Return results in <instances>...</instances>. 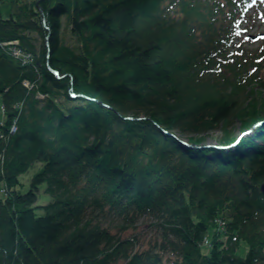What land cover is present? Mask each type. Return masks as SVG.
I'll return each mask as SVG.
<instances>
[{
	"label": "trees",
	"instance_id": "trees-1",
	"mask_svg": "<svg viewBox=\"0 0 264 264\" xmlns=\"http://www.w3.org/2000/svg\"><path fill=\"white\" fill-rule=\"evenodd\" d=\"M250 1L0 0V264H264V121L174 133L264 119Z\"/></svg>",
	"mask_w": 264,
	"mask_h": 264
},
{
	"label": "rangeland",
	"instance_id": "rangeland-1",
	"mask_svg": "<svg viewBox=\"0 0 264 264\" xmlns=\"http://www.w3.org/2000/svg\"><path fill=\"white\" fill-rule=\"evenodd\" d=\"M252 32L253 33H260V32H264V19H257L256 22L254 23V25L252 26ZM263 38L258 39L257 41L254 40H249L246 43V47L247 48H256L258 47L260 44H262ZM11 42V44H10ZM7 45L10 46H17V42L15 41H8ZM26 52H30V51H26ZM255 91H262L261 88L256 87ZM141 118V117H139ZM225 125V127L221 126V127H217L216 129H212L207 131L204 134L205 139L202 140V143H200V145L204 146H209V145H213V144H221L220 139L221 137L224 136L225 134V128H228L236 137L239 136L240 132H242L243 128V122H242V118L241 116H235L233 118V120H231V124L230 126ZM251 127H253L251 125ZM174 133L176 134L177 137H179L180 139L186 140L188 141V135L187 134H183L180 131L175 130ZM189 142V141H188ZM36 170V169H35ZM35 170H31L30 173H27L23 176V180L27 183V185H29L30 182V176L32 175V173L35 172ZM50 200H52V196H50L49 194H47L45 192V188L41 191V197H40V203L41 204H46L48 203ZM42 211V210H41ZM40 211V212H41Z\"/></svg>",
	"mask_w": 264,
	"mask_h": 264
},
{
	"label": "built area",
	"instance_id": "built-area-1",
	"mask_svg": "<svg viewBox=\"0 0 264 264\" xmlns=\"http://www.w3.org/2000/svg\"><path fill=\"white\" fill-rule=\"evenodd\" d=\"M17 42V41H15ZM8 43L5 42H0V45H3L4 47L7 46V51L13 55L16 58H19L23 61V63H29L33 61V55L30 52H26L25 50H23L22 48L18 47V46H10L7 45ZM11 44V42H10Z\"/></svg>",
	"mask_w": 264,
	"mask_h": 264
},
{
	"label": "water",
	"instance_id": "water-1",
	"mask_svg": "<svg viewBox=\"0 0 264 264\" xmlns=\"http://www.w3.org/2000/svg\"><path fill=\"white\" fill-rule=\"evenodd\" d=\"M39 4V2H37ZM40 10L42 11V14L44 15V11L43 9L40 7ZM264 36V35H263ZM254 38H258V36H254ZM47 45H49V42H48V39H47ZM84 94H79L78 96H83ZM103 106H107V104L103 101H99ZM142 118V117H141ZM184 143H186V140H183L181 139ZM187 144V143H186ZM189 144V143H188ZM232 143L230 144H227V145H222V146H218V145H209V146H216V147H219V148H225V147H228V145H231ZM190 146H195V147H198V146H201V145H197V144H190ZM206 146V145H204ZM261 190L262 192L264 193V183H262L261 185Z\"/></svg>",
	"mask_w": 264,
	"mask_h": 264
},
{
	"label": "bare ground",
	"instance_id": "bare-ground-1",
	"mask_svg": "<svg viewBox=\"0 0 264 264\" xmlns=\"http://www.w3.org/2000/svg\"><path fill=\"white\" fill-rule=\"evenodd\" d=\"M24 84H25L26 86H32L31 83L28 82V81H24Z\"/></svg>",
	"mask_w": 264,
	"mask_h": 264
}]
</instances>
